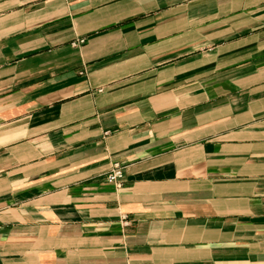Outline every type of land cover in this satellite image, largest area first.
Returning a JSON list of instances; mask_svg holds the SVG:
<instances>
[{"label":"crops","instance_id":"obj_1","mask_svg":"<svg viewBox=\"0 0 264 264\" xmlns=\"http://www.w3.org/2000/svg\"><path fill=\"white\" fill-rule=\"evenodd\" d=\"M0 264H264V0H0Z\"/></svg>","mask_w":264,"mask_h":264},{"label":"built area","instance_id":"obj_2","mask_svg":"<svg viewBox=\"0 0 264 264\" xmlns=\"http://www.w3.org/2000/svg\"><path fill=\"white\" fill-rule=\"evenodd\" d=\"M79 42H84V39H80ZM125 167L120 161H115L107 173V180L117 187H121L125 178Z\"/></svg>","mask_w":264,"mask_h":264}]
</instances>
